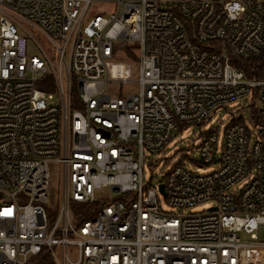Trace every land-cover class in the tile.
<instances>
[{
	"label": "built area",
	"instance_id": "1",
	"mask_svg": "<svg viewBox=\"0 0 264 264\" xmlns=\"http://www.w3.org/2000/svg\"><path fill=\"white\" fill-rule=\"evenodd\" d=\"M96 1L118 9L89 16ZM261 65L264 0H0V264L43 251L53 264H264ZM128 81L136 92L110 93ZM232 105L221 139L202 130ZM191 125L198 158L146 182V163ZM94 202L78 220L74 204Z\"/></svg>",
	"mask_w": 264,
	"mask_h": 264
},
{
	"label": "rangeland",
	"instance_id": "2",
	"mask_svg": "<svg viewBox=\"0 0 264 264\" xmlns=\"http://www.w3.org/2000/svg\"><path fill=\"white\" fill-rule=\"evenodd\" d=\"M118 5L112 1H96L91 4L88 15H109L116 12ZM38 40L42 46H44L47 52L50 51V44L44 39V37L38 35ZM29 53L40 54L38 47L30 43ZM123 57V56H122ZM121 57V58H122ZM125 59V58H122ZM138 90V84L133 81L128 82H112L110 84V93L117 96L119 93L122 95H127L128 93H134ZM259 107V103H256L254 106H248L246 111V118L251 117V111L256 113ZM231 110H226L224 108L219 109L217 113L212 117V119L203 125L202 130L210 131L213 130L219 135L220 139L223 137L225 128L231 123L232 115ZM200 128L197 125H191L188 127H183L177 131L171 143L167 146L165 151L161 154L154 155L151 159L157 163V166L150 168L148 162L146 163L144 169V179L146 182L151 181L152 183L163 181L165 178L166 172H168L174 165H176L181 160L186 158H198V155L195 151H191V147L194 144L197 146L201 142ZM50 166V188H49V200L47 203L48 208L50 209L52 216H56L57 211L59 210L62 194H63V169L62 165L56 161H52L49 164ZM213 166H204L196 167L199 172H208L212 169ZM104 194L109 195L108 189L104 190ZM114 195V194H112ZM162 207L165 210H168L169 207L164 201L163 197H160ZM208 204L197 205L187 212H199L207 209ZM242 239L244 241H250L251 238L249 235L242 234ZM249 254H252L251 252Z\"/></svg>",
	"mask_w": 264,
	"mask_h": 264
},
{
	"label": "trees",
	"instance_id": "3",
	"mask_svg": "<svg viewBox=\"0 0 264 264\" xmlns=\"http://www.w3.org/2000/svg\"><path fill=\"white\" fill-rule=\"evenodd\" d=\"M253 67H257V62H252V65L248 66L247 68H253ZM259 68L264 69V65H261ZM101 205L102 203L100 202L86 203V204H74L75 216L78 220L84 221L88 219L89 217H91L89 214L90 210H92L93 208L99 209ZM33 262L34 264H53L51 257L46 253V251H43L40 257L34 258Z\"/></svg>",
	"mask_w": 264,
	"mask_h": 264
},
{
	"label": "water",
	"instance_id": "4",
	"mask_svg": "<svg viewBox=\"0 0 264 264\" xmlns=\"http://www.w3.org/2000/svg\"><path fill=\"white\" fill-rule=\"evenodd\" d=\"M161 188L163 189V186H161Z\"/></svg>",
	"mask_w": 264,
	"mask_h": 264
}]
</instances>
